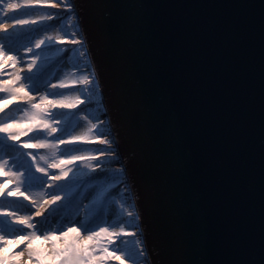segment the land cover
Segmentation results:
<instances>
[{
	"label": "water",
	"instance_id": "obj_1",
	"mask_svg": "<svg viewBox=\"0 0 264 264\" xmlns=\"http://www.w3.org/2000/svg\"><path fill=\"white\" fill-rule=\"evenodd\" d=\"M71 1L150 264H264L261 0Z\"/></svg>",
	"mask_w": 264,
	"mask_h": 264
},
{
	"label": "snow or ice",
	"instance_id": "obj_2",
	"mask_svg": "<svg viewBox=\"0 0 264 264\" xmlns=\"http://www.w3.org/2000/svg\"><path fill=\"white\" fill-rule=\"evenodd\" d=\"M3 0H0L2 3ZM48 0H9L5 5L7 15L9 12L15 14L23 9L40 8L42 11L50 12V7H44ZM261 6L264 7V0H261ZM51 7H57L52 5ZM72 10H75L74 8ZM52 20L53 16L40 17L39 20ZM38 23L37 19L18 18L13 15L10 22H0V33L7 34L18 27H26ZM52 37L36 38L31 46H25L24 53L30 54V59L25 63L24 53L19 51L13 54L12 49L6 50V46L0 43V93L8 94L7 99L0 100V112L4 111L14 101H21L31 105V112L27 117L26 123L11 122L0 123V134H5L13 142L27 150L26 155L31 158L35 173L45 178L43 184L39 185L42 190L38 198L34 199L31 195L35 181L40 177L31 176L27 171H10L5 167L4 162H0V198L9 197L17 200H23L28 204V210L25 213H19L9 208H0V217L6 221V226L11 229V233H5L0 229V264H112L117 261L118 264H125L126 253L116 247L115 241H120L124 237H133L135 234L127 232L124 227L120 229L97 225L96 228L85 227V220H82L77 214L76 218L71 220L67 226L58 231H41L40 220L43 219L48 211L54 206L65 200L70 202V206L86 208L84 201L96 193L102 204L110 193L97 191L99 185L93 183L87 195H83L76 189H69L66 192H55L52 189L58 188L69 177L70 172L78 163H83L88 167L89 172L93 173L89 180H98L107 178L108 172L98 156L93 155H74L69 154L52 160L51 163H45L41 166L40 161L45 158L37 157L34 151L46 149L59 150L61 146L71 148L80 152L86 136H72L61 138L54 136L58 129L53 122L48 119L49 113L56 109L74 110L78 105L84 103L79 97L69 98L67 93L75 91L77 86L86 88L94 87L95 80H89L88 77L69 85L63 81L57 83L48 82L46 91L41 94L39 90L36 95L25 87L22 83V77L31 74L37 67V61L40 58L43 47L49 45ZM55 42V41H54ZM60 44L80 45L79 40H60ZM83 56L84 53H81ZM18 63L24 66L16 68ZM11 69V71L9 70ZM65 90V91H59ZM59 97L52 98L49 97ZM87 119V117H85ZM95 127V125H93ZM28 133H38L46 136L44 138H34L28 136ZM27 137L21 141L20 137ZM51 137V138H49ZM102 143H106L102 141ZM103 152L118 153L119 144L116 148L97 149ZM63 157V158H62ZM115 163H120L117 159ZM123 171L126 172L124 166ZM28 182L29 187L23 185ZM47 196L48 198H44ZM83 196V199L79 197ZM121 208L124 205L121 204ZM126 211L128 217L134 213ZM87 215V213H85ZM95 213L91 218H95ZM115 247L113 251L111 248Z\"/></svg>",
	"mask_w": 264,
	"mask_h": 264
},
{
	"label": "bare ground",
	"instance_id": "obj_3",
	"mask_svg": "<svg viewBox=\"0 0 264 264\" xmlns=\"http://www.w3.org/2000/svg\"><path fill=\"white\" fill-rule=\"evenodd\" d=\"M52 5H56L57 7H51ZM44 7H50L51 11L45 12L40 8H35L23 9L16 12L15 14L9 12L7 14V18L5 19L6 22H10L13 18V15H15L18 18L37 19L38 23L31 26L15 28L7 34L0 33V37L2 38L0 43H3L6 48L12 49L13 54H16L17 51L24 53L25 46H31V42L35 38L42 39L46 36L52 37V41L49 42V45L44 46L43 50L41 51L40 58L37 61V67L35 68L36 70L31 74H26V78L22 77V83H24L25 87L28 88L33 93V95H36L38 90L41 94H44L46 91V85L48 84L47 79H39L36 82H33L32 79H35L38 76L44 77V74H48V72L55 68L57 63L62 62L60 67L64 68V70L60 69L57 71V74L54 78L56 83L63 81L69 85H72L84 77H88L89 80H95L96 83L94 87L86 88L83 86H77L75 91L67 93L69 98L79 97L85 102L87 98H83V96H86L88 90H96L97 87V81L92 66L89 60H86L85 55L82 56L80 53L76 58V55L73 54V52L77 50L80 52V49L82 50L81 46L71 44L62 45L59 43V41L62 39L79 40V32L76 26L77 22H62L65 16H69V14L72 16V14H74V10H71L73 9L72 1L51 0V2H48V4ZM49 15L53 16L52 20H39L40 17H47ZM59 58L62 59L59 60ZM29 59L30 54L24 53V62L26 63ZM23 66L24 65L22 63H18L16 68L20 69ZM9 70L11 71V69ZM3 78L4 76H0V79ZM7 96L8 94L0 93V100L6 99ZM22 103L23 102L21 101H14L12 105L0 112V122L11 119L10 115L12 114V110L13 112L20 110V104ZM92 103V101L88 103L85 102L83 105H78V108L74 110H55L57 115L62 114V116H64L63 121L59 123L60 130L62 129L61 133L63 132L64 134L66 130L69 131V129L72 128V136L87 137L86 142H81L84 143V147L80 152H76L71 148L64 147L63 149L66 153V156L69 154H74L93 155L100 157L106 171L108 172V176L107 178H101L98 180H89V177L92 176L93 173L89 172L88 167L83 163H78L77 166L73 168L72 172H70L69 177L66 178V180L58 188L52 189V191L63 193L69 189H76L79 190V192L83 195H87L90 191L91 185L95 183L99 185V188L97 189L98 192L102 190L104 193H110V195L107 196V199L109 200L103 201L101 204L98 195L93 193L88 200L84 201V205L87 206L86 208H83V206H70V202L65 200L51 208L47 215L40 220V229L51 228L54 231L61 230L65 228L71 220L75 219L77 214H79L82 220L86 221L85 227L88 228L94 229L100 224H106L108 227H113L115 229L124 227L127 232L135 234L133 237L126 236L120 240V244L122 245L121 252L127 254L125 264H148L147 256L143 248V241L140 236L139 220L137 218L136 212L133 210L134 208L128 207V199H126L125 196L127 188L129 189V184L125 183L126 173L120 168V163L114 162L115 160L119 159L116 155L117 153L109 154L107 152H103L102 154L100 151H97V149H107L108 147L115 148L114 145L109 143V139L112 138V135L108 134L107 136L105 132V129L108 126L107 116L104 115V112L100 115L98 112L99 116H95L94 118H98V121L95 122L92 118L85 119L83 115H76L82 111L83 107H86L88 104ZM89 109L90 107L86 108V111H89ZM75 115L76 117H74ZM73 118L75 119L71 121ZM64 124H66V126L61 128L64 126ZM93 125H95V127H93ZM96 133L102 135V137L99 139L96 138V140L91 139L90 137ZM1 136L6 139V137H4L5 134H1ZM24 138L25 137L20 138V140H23ZM102 141L106 143H102ZM2 142H0V151L4 152L3 149H5L11 153V161H26V158H28L26 155L27 150L22 149L19 144L15 146V143L12 141L5 140ZM2 152L0 155H2ZM121 170L122 172H120ZM0 182H3L2 179H0ZM121 189H123V191L117 194L116 192ZM122 193H124L125 200L120 203L119 200L115 199V196H118ZM31 195L34 199L38 198V195H34L33 193H31ZM44 198L46 199L48 197L45 196ZM79 199H83V196L79 197ZM121 204L124 205L123 209L121 208ZM0 208H9L19 213H25L28 210V204L22 199L17 200L9 197H3L0 198ZM125 209L131 213H134V215L132 217H128ZM85 213H87V215H85ZM94 213L96 214L95 218L89 219V217H91ZM0 221L3 227H5L3 231L10 234L11 229L6 226V221L3 217H0Z\"/></svg>",
	"mask_w": 264,
	"mask_h": 264
},
{
	"label": "rangeland",
	"instance_id": "obj_4",
	"mask_svg": "<svg viewBox=\"0 0 264 264\" xmlns=\"http://www.w3.org/2000/svg\"><path fill=\"white\" fill-rule=\"evenodd\" d=\"M9 2V0H3V2L2 3H0V6H1V8H0V22H6V16L7 15H5V12H6V8H5V5L7 4ZM48 2H51V0H48ZM72 10V9H71ZM50 14V13H49ZM64 21V23L65 22H69V21H72V23H76L77 21H76V17H75V15L74 14H72V16L69 14V16H65L64 17V19L62 20V22ZM63 23V24H64ZM77 24V23H76ZM77 26V25H76ZM77 29H78V26H77ZM78 34V33H77ZM78 37H79V40H80V42H81V44L83 45L82 46V50L80 49V52H79V50H77V51H74L73 52V54H75L76 55V58H77V56H78V54H80V53H84V55H85V58H86V60H89L88 58H87V56H86V49H85V45H84V42H83V40H82V38H81V36H80V34L78 35ZM77 37V38H78ZM2 39V38H1ZM1 39H0V41H1ZM36 39V38H35ZM34 39V40H35ZM34 40L31 42V45H32V43L34 42ZM2 42H4V41H2ZM78 46H80V45H78ZM8 48H6V50H7ZM84 49V50H83ZM82 51V52H81ZM74 55V56H75ZM81 56V55H80ZM62 58H59V60H61ZM60 65H62V62H60V63H57L56 65H55V68H53L50 72H48V74L46 73V74H44V77H36L35 79H32V81L33 82H36L37 80H39V79H47V83L48 82H51V83H56V80L54 79L55 78V75L57 74V71L58 70H60V69H63L64 70V68H62V67H60ZM36 70V69H35ZM34 70V71H35ZM36 75H39V74H36ZM29 83V82H28ZM46 84V83H45ZM97 85V84H96ZM7 98H9L8 96H7ZM6 98V99H7ZM50 99H52V98H59V97H52V96H50L49 97ZM83 98H87L86 99V101L85 102H90V101H92L93 103L92 104H88L86 107H83V109H82V111L81 112H79L78 114H76V115H78V116H82L83 115V117H87V118H92L95 122H97L98 121V118H96V119H94L95 118V116H99L101 113H103V108H102V99H101V95H100V92H99V88H98V85H97V87H96V90H94V89H90V90H88L87 91V94H86V96H83ZM84 102V103H85ZM83 105V104H82ZM80 107V106H79ZM90 107V109H89V111H86V108H89ZM30 112H31V105L30 104H27V103H25V102H23L22 104H20V110H18V111H15V112H13V110H12V114L10 115L11 116V119H9V120H6V121H4V122H0V123H5V122H7V123H11V122H21V123H26L27 122V117H28V115L30 114ZM98 112H99V115H98ZM76 115L74 116V117H76ZM63 117L64 116H62V114H60V115H57V112L54 110H52L50 113H49V116L47 117L48 119H50L52 122H53V124H54V126H56L57 127V129H58V131H57V133H55V134H53L54 136H59V137H61V138H67L69 135H71L72 134V132H73V129L72 128H70L69 129V131H67L66 130V132H64V134H63V132L61 133V131H62V129L60 130V125H59V123L61 122V121H63ZM75 118H73L71 121H73ZM59 126V127H58ZM66 126V124H64V126H62L61 128H64ZM108 128V129H107ZM107 128L105 129L106 131V135L108 136V134L109 135H111V131H110V127L109 126H107ZM28 136H33L34 138H44V136H46V133L44 134V135H40V134H38V133H28ZM4 137H6V139H4L3 138V136H1V134H0V142H2V141H12V140H10L6 135L4 136ZM23 137H25V136H21L20 138H23ZM102 137V135H100V134H94L93 136H91L90 138L91 139H94V140H96V138H101ZM27 137H25L23 140H25ZM49 138H51V137H49ZM23 140H21V141H23ZM109 143L110 144H112V145H114L113 144V141H112V138H110L109 139ZM13 142V141H12ZM3 143V142H2ZM5 143V142H4ZM15 143V146L16 145H18V143L17 142H14ZM7 147V146H6ZM64 147L63 146H61L60 147V149L59 150H55V149H46V150H42V151H38V152H36V151H34V154L35 155H37V157H39V156H43L45 159L43 160V161H40V164H41V166H44L45 165V163H51L52 162V160L53 159H55V158H57V157H60L61 156V153H63V157H66V153L64 152V149H63ZM7 149V148H6ZM3 151L4 152H2V151H0V153L2 152V155H0V162H4L5 163V167L8 169V170H10V171H27L31 176H35V177H40V174L39 173H35V171H34V167H33V165H32V161H31V158L29 157V156H27L28 158H26V161L24 162H20V160H10V153L7 151V150H5V149H3ZM117 155V154H116ZM24 157H25V155H24ZM62 157V158H63ZM27 164V165H26ZM121 168V167H120ZM122 169V168H121ZM120 172H122V170L120 171ZM124 178V177H123ZM44 179L45 178H43V177H40V179L39 180H37V181H35V187H33V189H32V192L31 193H33L34 195H40L41 194V189L39 188V185H41V184H43V182H44ZM125 183H127V181L125 182ZM23 187L24 188H27V187H29V183L28 182H26L24 185H23ZM126 188H127V186H126ZM123 191V189H121V190H118L116 193L118 194V193H121ZM129 192H130V189H128L127 188V190H126V193H125V196H126V199H128V203H129V205H128V207L129 208H134L133 206H132V201H131V196L129 195ZM115 199H117V200H119V202L120 203H122L123 202V200H125V198H124V193H122V194H119L118 196H115ZM107 200H109V199H106V200H104V201H107ZM105 203V202H104ZM134 210V212H136L135 211V209H133ZM101 226H107L106 224H100ZM108 227V226H107ZM4 228L5 227H3V225L1 224V221H0V229H2V230H4ZM110 229H112L113 227H109ZM48 230H51V231H54L53 229H51V228H46V229H41V231H48ZM115 244H116V247H118L120 250H121V244H120V241H115ZM111 250H113V251H115L116 250V248L115 247H113V248H111ZM112 264H118V262H116V261H113L112 262Z\"/></svg>",
	"mask_w": 264,
	"mask_h": 264
}]
</instances>
